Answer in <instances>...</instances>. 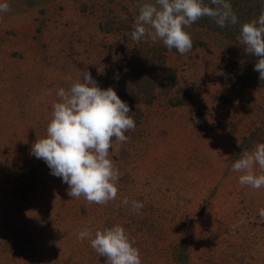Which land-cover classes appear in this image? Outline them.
Returning <instances> with one entry per match:
<instances>
[{"label":"rangeland","instance_id":"rangeland-1","mask_svg":"<svg viewBox=\"0 0 264 264\" xmlns=\"http://www.w3.org/2000/svg\"><path fill=\"white\" fill-rule=\"evenodd\" d=\"M4 3L0 264H106L90 240L114 225L125 228L142 264H264V187L242 186V173L232 171L243 151L264 143V86L250 85L264 82L256 79L258 58L240 42L190 26L206 46L184 55L169 50L163 59L175 77L161 78L156 99L140 103L120 93L145 88L129 72L143 80L149 70L139 53L153 55L163 44L131 39L137 0ZM83 71L140 111L127 142L114 140L109 150L120 177L116 199L104 205L70 197L62 178L30 152L46 137L58 89L82 80ZM132 201L143 204L139 214ZM86 228L91 236L81 241Z\"/></svg>","mask_w":264,"mask_h":264},{"label":"clouds","instance_id":"clouds-1","mask_svg":"<svg viewBox=\"0 0 264 264\" xmlns=\"http://www.w3.org/2000/svg\"><path fill=\"white\" fill-rule=\"evenodd\" d=\"M136 7L138 15L131 39L159 41L181 55L193 48L191 35L185 29L201 18L208 17L221 28L238 23L229 0L207 3L205 0H154V3L137 0ZM8 10L6 3L0 4V11ZM238 39L246 53L258 58L254 70L264 80V9L258 18L240 26ZM56 95L46 137L37 138L31 155L42 159L52 175L62 178L68 185L67 194L73 199L83 197L98 205L116 199L120 172L114 167L109 150L114 140L127 142L125 133L136 127L129 105L113 88L101 89L88 71H83L82 80L68 89L59 88ZM257 166L260 174L254 171ZM232 171L242 173L239 176L242 186L257 190L264 187V143L256 144L250 152L243 151L234 161ZM122 203L128 205L129 201L125 198ZM131 208L139 214L143 204L132 201ZM260 215L264 217V209ZM90 236L91 230L86 228L79 232L78 238L83 241ZM90 246L106 258V264H142L139 249L121 225L96 231Z\"/></svg>","mask_w":264,"mask_h":264},{"label":"trees","instance_id":"trees-1","mask_svg":"<svg viewBox=\"0 0 264 264\" xmlns=\"http://www.w3.org/2000/svg\"><path fill=\"white\" fill-rule=\"evenodd\" d=\"M205 2L207 3L208 0H205ZM229 2L231 3L232 9L238 17V23L236 25L228 24L226 27L221 28L217 26V24L212 19L208 17H204L198 20L197 22L193 23L191 27H193V29L194 28L202 29L203 31H205L206 36L211 39L213 38V34H216L222 37L223 39L240 42L238 39L240 33V26L243 23L250 22L251 20L258 18V16L261 13V10L264 9V0H229ZM187 32H189L191 35L193 41V48H196L198 46H202V47L206 46L205 43L199 41L198 39L197 41H195L193 39L194 34L193 33L191 34V31H187ZM173 50L175 52H178L175 49ZM168 51L169 50L165 46H163L160 49L151 48V53L153 55L142 56L139 53L138 59L140 60V64L143 63L145 66L144 71L149 70V72L148 73H146L147 71L145 72L143 80H141L142 77L140 74L135 75L132 72H129V77L130 75L134 76V79L132 81L135 83V85L137 86L143 85L145 88L141 91L138 89L130 90L128 88L127 89L125 88V90H123V92L120 93V96L124 98L127 93H132L131 96H133L132 97L133 100H139L138 102L140 103L144 102L145 104L152 103L157 97L156 89L158 87H156V83L159 80H161V78H162V84L167 83L175 77L174 71L166 67L165 64L166 58L163 59ZM157 59L159 60L163 59L161 63V67H162L161 70L159 69L156 63ZM139 71L140 69L138 70V73ZM160 72L164 74L163 77H161ZM258 78L259 77H256V79ZM162 84H160L159 87H162ZM250 85L264 86V82L254 81ZM139 96H141V98H139ZM130 100L128 101L127 104L131 108V105L133 104V100L132 101ZM135 104H139V103L136 102ZM135 108L136 107L131 108V112L129 114L132 115L134 120H137L138 118H140L139 117L140 111L139 108L138 109Z\"/></svg>","mask_w":264,"mask_h":264}]
</instances>
